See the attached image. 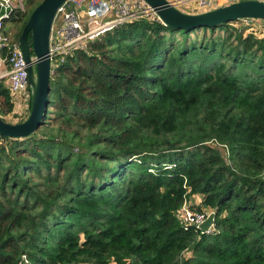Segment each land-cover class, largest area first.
<instances>
[{
	"label": "trees",
	"instance_id": "1",
	"mask_svg": "<svg viewBox=\"0 0 264 264\" xmlns=\"http://www.w3.org/2000/svg\"><path fill=\"white\" fill-rule=\"evenodd\" d=\"M253 20L145 17L53 68L40 128L0 142V264H264V34L235 25ZM194 195L210 232L178 217Z\"/></svg>",
	"mask_w": 264,
	"mask_h": 264
},
{
	"label": "built area",
	"instance_id": "2",
	"mask_svg": "<svg viewBox=\"0 0 264 264\" xmlns=\"http://www.w3.org/2000/svg\"><path fill=\"white\" fill-rule=\"evenodd\" d=\"M178 7L194 6L212 9L216 0H168ZM219 5V4H217ZM17 10L14 0H0V80L5 79L10 90L13 110L9 118L15 122L26 119L31 110L32 85L29 79V63L6 24ZM164 23L146 0H66L58 9L50 35L52 70L65 62L77 50H87L89 43L116 26L141 18ZM60 18V23L55 22ZM35 66L36 58L32 55ZM3 136L0 134V142ZM206 208L197 211L185 202L178 212L181 223L188 228L200 225L213 213ZM214 225L209 229L210 232ZM18 264H30L27 254H22Z\"/></svg>",
	"mask_w": 264,
	"mask_h": 264
},
{
	"label": "water",
	"instance_id": "3",
	"mask_svg": "<svg viewBox=\"0 0 264 264\" xmlns=\"http://www.w3.org/2000/svg\"><path fill=\"white\" fill-rule=\"evenodd\" d=\"M66 0H42L32 11L19 38L21 49L29 63V79L32 85L31 110L21 122H10L0 115V134L3 137L24 138L36 132L46 114L52 64L50 58V35L58 9ZM157 12L164 24L178 29L193 30L199 27L213 28L237 19L264 20V0H240L218 6L200 13H187L172 5L168 0H146ZM31 36V42H30ZM33 51V54H32ZM32 55L36 58L35 66ZM216 212L200 225L208 232L215 224Z\"/></svg>",
	"mask_w": 264,
	"mask_h": 264
},
{
	"label": "rangeland",
	"instance_id": "4",
	"mask_svg": "<svg viewBox=\"0 0 264 264\" xmlns=\"http://www.w3.org/2000/svg\"><path fill=\"white\" fill-rule=\"evenodd\" d=\"M217 2H214L212 7H218V6H223V5H228L231 4L233 2L236 1H240V0H216ZM16 7L22 11H26L28 9V0H14ZM219 4V5H217ZM182 11L187 12V13H200V12H204V11H208L210 10L209 8H204V7H200L199 6H194V3H192L189 7H181L180 8ZM213 9V8H212ZM60 23V18L57 19V21L55 22V25L57 26ZM242 23L248 24L250 25V29L249 30H253L255 32H257L258 35L262 36L264 34V20L262 19H254L253 21H240V22H236L235 25L236 26H240ZM6 29H9L11 35L17 31V29L9 22H7L6 24ZM247 31L246 33H249L250 31ZM11 120V119H10ZM14 121V120H12ZM201 201V196L199 195H194L193 197L189 198L188 203H191L198 207L197 205L200 203Z\"/></svg>",
	"mask_w": 264,
	"mask_h": 264
},
{
	"label": "crops",
	"instance_id": "5",
	"mask_svg": "<svg viewBox=\"0 0 264 264\" xmlns=\"http://www.w3.org/2000/svg\"><path fill=\"white\" fill-rule=\"evenodd\" d=\"M5 80V79H4ZM6 81V80H5Z\"/></svg>",
	"mask_w": 264,
	"mask_h": 264
}]
</instances>
